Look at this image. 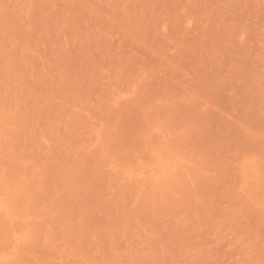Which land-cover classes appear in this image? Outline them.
<instances>
[{
	"label": "rangeland",
	"instance_id": "obj_1",
	"mask_svg": "<svg viewBox=\"0 0 264 264\" xmlns=\"http://www.w3.org/2000/svg\"><path fill=\"white\" fill-rule=\"evenodd\" d=\"M0 264H264V0H0Z\"/></svg>",
	"mask_w": 264,
	"mask_h": 264
},
{
	"label": "bare ground",
	"instance_id": "obj_2",
	"mask_svg": "<svg viewBox=\"0 0 264 264\" xmlns=\"http://www.w3.org/2000/svg\"><path fill=\"white\" fill-rule=\"evenodd\" d=\"M123 4H124V3H123ZM123 4H122V5H123ZM246 135L248 136V134H246ZM249 137H251L250 134H249ZM258 137H261V136L258 134V135H257V139H259ZM62 173H64V172H62ZM70 176H71V175H70Z\"/></svg>",
	"mask_w": 264,
	"mask_h": 264
}]
</instances>
